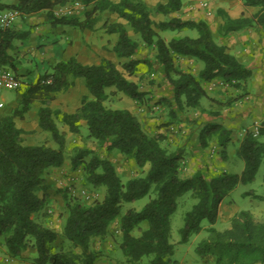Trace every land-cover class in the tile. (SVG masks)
I'll list each match as a JSON object with an SVG mask.
<instances>
[{"label":"trees","instance_id":"trees-1","mask_svg":"<svg viewBox=\"0 0 264 264\" xmlns=\"http://www.w3.org/2000/svg\"><path fill=\"white\" fill-rule=\"evenodd\" d=\"M197 1V0H193ZM69 0H17L6 3L0 0V13L14 9L22 15L46 11L50 19L67 21L80 29H93L100 21L101 13L110 11L127 21L140 38H133L122 22H105L108 33L118 34L114 51L119 62L103 58L99 64H83L75 56L62 60L52 67V71L41 74L21 93L20 106L11 114L0 115V240L9 253L20 257L29 248H35L37 255L32 264H97L101 257L99 250L92 248L94 238H106L114 221L120 219L119 247L132 264H177L171 257L175 244L171 242L170 217L178 207V198L192 191L196 204L185 215L181 228V243L188 242L194 234L203 230L202 221L207 219L210 238L198 245L197 252L217 254L216 264H253L264 262V223H255L248 212H239L233 217L232 227L218 231L216 224L221 203L239 183L252 181L264 158V118L254 130H247L239 145V154L244 159L241 173L219 171L208 176L207 163L192 176H184L185 156L181 149L165 145L166 135L149 133L140 119L127 109L108 107L105 102L110 95L122 92L139 104L154 100L150 91L141 89L139 82L129 77L136 73L139 63L145 62L154 71H160L166 86L156 103H161L168 111L164 124L183 122L189 110L204 112L201 99L209 96L203 83L222 78L230 86L247 88L253 70L231 53L225 45L219 44L214 32L205 20L182 19L170 16L180 11L183 0L159 2L154 10L144 0H83L93 7L86 10V19L57 18L54 8L65 5ZM245 7H257L249 17L232 18L225 10L220 31L224 33L251 27L264 28V0H242ZM153 13L168 16V19L154 20ZM196 29L197 37L184 36L166 40L161 31ZM29 31L18 32L11 27L0 26V61L10 64L8 50L16 38L26 39ZM143 43L155 50V60L135 58ZM181 57H191L203 62L198 73L182 68L178 64ZM76 78H83L93 99L84 96L81 107L74 113L52 108L51 103L61 92L74 86ZM116 90L108 92L107 88ZM236 96L228 101L231 105ZM39 103V127L49 131L57 148L47 144L30 145L24 143L26 131L18 127L16 119H23ZM211 114L217 112H210ZM56 118L68 126L72 133H80L81 120L88 126V137L101 145L108 143L107 150H119L127 158L133 159L145 175L124 181L118 174L114 162L109 158L88 154L81 149L72 159V169L82 167L86 180L92 187H105L104 197L91 204L84 203L68 189L62 193L67 215L62 234L71 248L56 244L60 232L39 221L38 216L47 205L45 192V172L50 168L62 167L66 161L67 143L65 133L59 129ZM232 130L220 123L205 124L197 139L196 147L208 148L214 141L221 145V155L227 158L226 147L232 140ZM156 192L154 197L140 209L130 208L125 213V202H133ZM41 192H43L41 194ZM256 197L264 201V194ZM146 223L145 227H140ZM140 234L134 235L135 228ZM74 248V249H73ZM80 248L81 251L75 250ZM148 258L147 262L144 259ZM225 259L228 263H225Z\"/></svg>","mask_w":264,"mask_h":264},{"label":"rangeland","instance_id":"rangeland-1","mask_svg":"<svg viewBox=\"0 0 264 264\" xmlns=\"http://www.w3.org/2000/svg\"><path fill=\"white\" fill-rule=\"evenodd\" d=\"M5 2H12V0H4ZM151 10H154L155 6L159 2H165V0H144ZM226 0H216L215 2H210L211 5L214 4H224ZM85 4V3H84ZM62 6V10L65 11L67 8H76L82 7L83 3L77 5L75 1L72 4L58 5ZM91 9L93 7V3L88 5ZM198 6V5H197ZM89 9V10H90ZM198 7L199 11H202ZM109 12V11H108ZM107 11L101 13L100 22L103 23L106 21H119L125 24L127 27L129 34L137 39L140 38L138 34H136L131 26L119 17L117 14H113V17ZM253 11H246L243 13V16L249 17L252 16ZM60 16V15H59ZM217 20L220 18L223 19V14H217ZM69 18L68 16H65ZM152 17L156 21H160L163 19H168L169 17L163 14L153 13ZM61 18V17H60ZM213 20V21H212ZM110 21V22H111ZM211 22L215 23V20L211 18ZM41 40L39 36L35 37L34 40L39 43L52 44L57 51L60 49L66 48L67 56L71 53H75L79 50L80 45L82 44L83 37L80 35L81 31L78 28H73L70 22H49L46 24V27L42 30ZM104 35L106 41L111 43L115 40H118V34L116 33H102ZM161 35L166 39L170 40L173 36L176 38L190 36L197 37L199 35L196 29H183V30H168L161 32ZM94 39V38H93ZM31 40V39H30ZM73 41L71 44L70 41ZM138 40V39H137ZM135 58L145 59L149 58L150 60H155V50L148 49L143 43L140 45V50L136 54ZM118 59V57H115ZM125 59H122L121 62L117 61V65L121 70L123 69V62ZM17 64V62H16ZM200 64L203 67V62L200 61ZM22 65V67H21ZM18 68L19 76L21 77L23 84L18 89H9L0 87V115L2 114H11L17 107L20 106L21 102V93L26 89V87L37 80V78L44 73L45 68L41 60H33L30 58V61H26L23 64L21 63ZM8 67L11 68L9 64ZM12 69V68H11ZM14 70V69H12ZM136 73L132 76L135 78L137 82L140 83L141 89L144 91H150V96L154 98L151 104L152 107H149L150 110L155 107L156 104L159 105L158 116H165V120L168 119V111L161 103H156L157 100L166 93L167 89L163 79L160 77L158 71H154L149 67V64L145 62H141L136 67ZM15 71V70H14ZM16 72V71H15ZM17 73V72H16ZM152 73H155V77H152ZM76 83L72 87L70 94L74 96L72 101H76L79 97L81 90L85 87L83 86V79L76 78ZM82 82V83H81ZM116 89L115 87L107 88V91ZM240 91H235L237 96H245L248 94L247 88H240ZM233 98V97H231ZM229 98L227 102L231 99ZM209 102L208 96H204L201 99L202 105H206ZM226 102V103H227ZM108 104V101L106 102ZM39 106V103H34L32 109L29 113L25 115L23 119L17 118V121L20 125H26L31 127L30 130L26 131L24 136V143L30 145L37 144H47L53 148H57V143L53 140L52 135L49 131H45L40 127H33V123L35 124L36 119L39 117L36 110ZM135 106V100L131 98L129 95L120 93L119 98H116L113 102V108L124 109V108H133ZM28 116V117H27ZM254 115H250L246 117L243 122L235 127V130L232 133V140L228 143L226 147L227 158L224 159L221 155L222 147L219 145L217 141H214V144H217V160L214 157L209 156L208 152H205L206 149L201 150L199 146H197V150L199 153L202 152V165L207 163V175L212 176L217 173V168L219 167V163H221V171L226 170L229 173H241L244 169V159L239 154V145L240 140L242 139L243 129L247 128L249 130H256L261 125L259 122L258 125L255 124ZM56 122L59 126V129L65 133L66 143H67V155L66 161L68 167H59V168H50L45 172V192L47 193V205L39 214V221L44 224L54 227L58 232H60V236L56 242L58 246H65L66 248H71V244L67 239L64 238L62 234V229L65 221V217L67 215V211L65 208V201L63 195L58 190L68 189L69 192L79 197L84 203L91 204L95 200H101L104 197L105 187H92L88 184L86 180V176L82 167H79L77 170L72 169V159L78 154L81 149H87L92 151V154H88L86 159L89 160L92 155H99L104 158H109L111 156L110 151L107 150V146L101 145L98 141L91 139L88 137L89 130L87 125L81 124L80 133H72L69 131L68 126L66 127L59 118H56ZM166 122V121H165ZM260 140L264 142V135L260 136ZM108 145V143H106ZM115 151V152H114ZM111 156V160L114 162L116 170L118 174L122 177L124 181H127L133 177L143 176L146 173V170L141 171V169L136 165L135 161L127 158L123 155L119 150H114ZM119 153V154H118ZM121 154V155H120ZM204 156V157H203ZM212 162V163H211ZM210 166H213L212 168ZM215 166V167H214ZM215 169V170H213ZM86 191L87 193H83ZM43 192H41L42 194ZM87 194H90L88 197ZM255 194L263 195L264 194V158L263 162L255 176V178L248 183H239L228 195L223 199L219 216L214 227L220 231L224 232L225 230L232 227L233 217L239 214V212L246 211L248 212L250 218L255 223H264V201L260 198L256 197ZM156 192L151 190V193L146 195L145 197L138 199L133 202H125L122 207V212L125 213L128 209L134 208L140 210L151 197H154ZM197 199L193 196L192 191H187L183 195L178 198V207L175 212L170 217V226H171V242L175 244V252L171 257L173 260L177 261V264H216L217 263V254L213 252H207L205 254H199L197 252L198 245L202 244V242L206 239L210 238V232L207 230L211 224L207 219L202 221L203 230L194 234L188 242L181 243V233L180 230L185 224V215L186 213L193 208L196 204ZM49 222L51 224L49 225ZM120 219H117L113 222L111 231L106 236L107 240V248L100 247L101 257L97 261V264H132L127 260V256L122 252L119 247L120 241ZM146 223H142L140 227H145ZM134 235L140 234V228H135L133 231ZM74 249V248H73ZM77 251H81L80 248H75ZM37 255V251L35 248H29L25 251L22 256L17 257L13 256L9 253L4 243L0 240V264H32V259ZM11 258V260H9ZM148 258L144 259V262H147ZM225 263H228V260L225 259ZM253 264H264V262H253Z\"/></svg>","mask_w":264,"mask_h":264},{"label":"crops","instance_id":"crops-1","mask_svg":"<svg viewBox=\"0 0 264 264\" xmlns=\"http://www.w3.org/2000/svg\"><path fill=\"white\" fill-rule=\"evenodd\" d=\"M2 1L5 2L4 0ZM73 1H75L77 5L83 3V6L74 8V14L72 16H69V18L67 19L73 18L80 21L85 20V11L90 9L89 6L84 4L83 0H69L67 4H72ZM215 1L216 0H208L207 7L201 9L202 11H199L197 1L183 0L182 9L176 13L171 14L170 16L180 17L182 19L205 20L206 22H208L214 32L215 40L219 44L225 45L231 53L239 58L241 62L252 68L253 76L248 82V94L235 99L233 103L229 105L227 100L231 97L235 98L237 96L235 94V91H240L239 89L230 86L229 83H227L222 78H216L212 81L204 82L203 85L207 93L209 94V102L204 106L201 103L205 111L201 112L200 110L191 109L189 110V112H187L185 120L183 122H176L171 125L164 124L166 121L165 116H158V104H156L155 107L150 110L149 107H152L150 103L139 104L137 101H135V106L133 108H124L130 110L140 119V121L143 123L144 129L147 132L152 134H165L167 136L164 142L165 145H169L172 149H181L184 152V176L187 177L192 176L195 172H197V170L203 167L201 163V159H203L201 155L202 152L199 153L196 144L198 135L205 124L211 122L220 123L225 125L227 128H230L233 133L235 127L240 125L246 117H249L252 114L254 115L255 119L254 125H258L259 122H262L264 118V28L251 27L224 33L220 31L221 25L224 22L223 19L220 18L219 20H217V14L221 9L225 10L232 18H240L243 17V13H246V11L250 10L255 13L258 8L245 7L242 0H226L227 2L224 4L211 5L210 2ZM16 2L17 0H12V2L10 3L13 4ZM58 7L61 6L55 7L54 14L56 8ZM108 13L111 15V17L115 18L113 16V14L115 13H111L110 11ZM56 17L60 18L58 16ZM211 18L215 20V23L211 22ZM49 22L55 23L57 21L50 19L46 11H40L28 15H22L19 12V16L13 23L12 28L18 32L29 31V36L26 39H14L13 47L8 50V54L10 56L9 65L17 72V74H19L18 68H20L19 66L21 65V63L23 64L26 61H30V58H33V60H41L45 68L44 72L52 71V67L56 63L62 60H67L72 56H75L81 63L88 65L99 64L103 58L110 59L114 62L119 61L115 59L117 55L114 51V46L117 40L108 43L104 38L105 36L102 35V33H108L107 28L104 25L106 20L101 23V25H99L100 21H98L93 29H80L79 27L70 23L73 28L80 29V35L83 37V39L79 50L75 53L69 54L68 57H66V48L57 51V49L52 44H37V41L34 40V38L37 36H39L41 40V37L43 36L41 32ZM111 22L119 21H115V19H113V21ZM172 38H174V36ZM70 42L71 44H73L72 40ZM177 62L181 65L182 68H185L186 70L194 73H198L202 68L200 61L191 57H181ZM159 75L162 78V74L160 71ZM129 78L136 81L135 78H132V76H130ZM83 83V86L85 88L81 90L76 101H72L74 96L70 94V91L73 87L72 86L67 91L59 93L57 95V98L51 103V107L58 108L67 113L76 112L81 107L82 99L84 96H87L89 99L94 98L85 85L84 79ZM115 90L116 89H113L110 92H113ZM120 93L121 92H117L116 94L110 95L109 99L107 100L108 104L106 103L107 101L105 102V104L108 107L113 108V102L116 98H119ZM152 102L153 101H151V103ZM210 112L217 113L211 114ZM36 113H38V108L36 110ZM16 123L18 127L23 128L25 131H28L31 128L26 125H20L17 119ZM81 124L82 126L85 124L87 125L85 120H81ZM32 125L35 128L39 127V117L36 119L35 124L33 123ZM65 126L67 127V125ZM247 130L249 129H243L242 137ZM216 145L217 144L212 143L205 150V152H208L209 156L214 157L215 160H217L218 158V155H215L218 152ZM106 146L107 144H105V147ZM113 151H110L112 152L111 156L114 155ZM111 156H109L110 159ZM131 160L133 161V159ZM221 163L222 162L219 163V167L214 166L218 169L217 172L221 171ZM68 165L69 164L65 162L63 167H68ZM210 167L212 168L213 166ZM50 224L51 222H49V225ZM107 243L108 242L106 238L97 237L93 239L92 248L94 250H101L100 247L107 248Z\"/></svg>","mask_w":264,"mask_h":264},{"label":"built area","instance_id":"built-area-1","mask_svg":"<svg viewBox=\"0 0 264 264\" xmlns=\"http://www.w3.org/2000/svg\"><path fill=\"white\" fill-rule=\"evenodd\" d=\"M207 1L208 0H197L198 7L200 8L207 7V4H208ZM62 8L64 7L61 6V7L56 8L55 16H58V17L68 16L69 17L74 14V8L69 7L63 12L58 11V9L62 10ZM18 16H19V11L14 10V9L2 11L0 13V26L2 28L11 27ZM152 77L153 78L155 77V73H152ZM22 84H23V81L20 78V76L14 70H12L10 67L3 64L0 61V87L9 88V89H18L22 86ZM257 129L258 128H256L255 130V135L258 134ZM83 193H87V192L84 191ZM87 195L88 197L90 196V194H87ZM9 260H11V258H9Z\"/></svg>","mask_w":264,"mask_h":264}]
</instances>
